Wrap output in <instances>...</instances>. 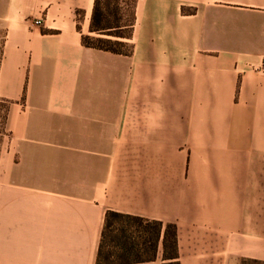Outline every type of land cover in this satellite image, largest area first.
Returning <instances> with one entry per match:
<instances>
[{
    "label": "crops",
    "instance_id": "obj_1",
    "mask_svg": "<svg viewBox=\"0 0 264 264\" xmlns=\"http://www.w3.org/2000/svg\"><path fill=\"white\" fill-rule=\"evenodd\" d=\"M93 7L0 0V264H96L109 210L264 262V0H134L129 54L82 43Z\"/></svg>",
    "mask_w": 264,
    "mask_h": 264
},
{
    "label": "trees",
    "instance_id": "obj_2",
    "mask_svg": "<svg viewBox=\"0 0 264 264\" xmlns=\"http://www.w3.org/2000/svg\"><path fill=\"white\" fill-rule=\"evenodd\" d=\"M114 9L109 1L94 0L90 33L82 35L85 46L120 54L131 52V25L122 23L124 13L121 0H115ZM134 3V0H133ZM133 6V4H132ZM124 29H128L127 32ZM162 240L163 264H180L178 237L175 223L150 220L140 216L109 210L106 213L96 264H153ZM104 261V263H103ZM264 264L243 259L240 264Z\"/></svg>",
    "mask_w": 264,
    "mask_h": 264
},
{
    "label": "rangeland",
    "instance_id": "obj_3",
    "mask_svg": "<svg viewBox=\"0 0 264 264\" xmlns=\"http://www.w3.org/2000/svg\"><path fill=\"white\" fill-rule=\"evenodd\" d=\"M104 1H109L111 4V8L114 9V6L116 4L115 0H104ZM120 6L122 7L123 13H124V18L122 20V23L124 24H129L130 20L132 19V4L133 0H121L119 1ZM128 29H124L125 32H127ZM8 104L7 102L1 101L0 100V155L2 152L3 148V142L4 140L8 137V131L5 126V114L7 111ZM104 263V261H103ZM250 264V263H246Z\"/></svg>",
    "mask_w": 264,
    "mask_h": 264
},
{
    "label": "built area",
    "instance_id": "obj_4",
    "mask_svg": "<svg viewBox=\"0 0 264 264\" xmlns=\"http://www.w3.org/2000/svg\"><path fill=\"white\" fill-rule=\"evenodd\" d=\"M262 70L264 71V58H263V66H262Z\"/></svg>",
    "mask_w": 264,
    "mask_h": 264
}]
</instances>
